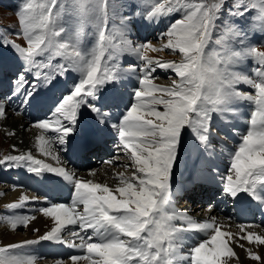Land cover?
Segmentation results:
<instances>
[{
    "label": "snow or ice",
    "instance_id": "6c2138e0",
    "mask_svg": "<svg viewBox=\"0 0 264 264\" xmlns=\"http://www.w3.org/2000/svg\"><path fill=\"white\" fill-rule=\"evenodd\" d=\"M126 7L131 6L118 0H22L15 34L26 46L0 36V47L10 46L22 60L23 71L17 74L12 93L21 104L37 95L26 74L46 84L56 76L78 74L71 91L51 110L52 117L34 124L56 134L37 138L39 152L58 165L56 143L66 150L71 138L76 141L73 149L84 152L99 143L106 130L115 129L121 151L131 162L122 166L133 169L130 176L114 174L118 184L110 187L78 178L31 152L0 159L2 167H23L36 176L52 173L73 187L70 204L51 203L39 209L53 226L38 240L0 245V264H38L41 257L25 249L41 241L79 249L82 254L69 257L71 264H239L233 245L243 248L240 241L264 245V235L249 230L251 225L241 224L233 233L222 230L215 217L197 222L176 210L171 182L185 133L210 149L214 117L227 123L246 102L251 106L248 127L229 154L222 191L229 198L246 196L264 206V0H139L135 6L139 11L134 8L124 15ZM172 14L179 18L162 34L166 38L162 47L133 42L134 18L151 25ZM89 27L92 31L86 32ZM254 33L260 35V46L252 42ZM88 36L94 37L91 46L85 44ZM165 49L181 59L164 61L148 55ZM125 55L134 58L126 67ZM248 60L252 67L240 70ZM158 68L170 70L177 79L170 86L155 83ZM137 73L138 86L130 93L133 102L125 105L121 88ZM239 85L251 91H242ZM121 105L126 111L112 122L113 110ZM81 109L91 113V119ZM6 111V101L0 100V118H6ZM30 199L40 197L24 195L21 202L6 205L13 214L0 215V223L13 231L27 228L36 217L15 213ZM65 229L72 240L64 239ZM189 232L203 238L188 244ZM246 251L252 260L262 259L251 248Z\"/></svg>",
    "mask_w": 264,
    "mask_h": 264
},
{
    "label": "bare ground",
    "instance_id": "6f19581e",
    "mask_svg": "<svg viewBox=\"0 0 264 264\" xmlns=\"http://www.w3.org/2000/svg\"><path fill=\"white\" fill-rule=\"evenodd\" d=\"M4 14L6 16L8 15L6 13H3V15ZM172 15H174V14H172ZM3 18L6 19V17H3ZM7 18H8L7 20L10 19L9 17H7ZM170 18H171V15L168 17L162 18L158 22V26H157L158 31L155 33H150V38L146 42H151L154 46L158 47L159 41L160 40L162 41V39H163L162 34L166 33L165 31L168 29L170 24L172 22H174V21L171 22ZM175 19H177V14L175 15L174 20ZM135 35L137 36L138 33L135 31V28L132 26L131 38L134 37ZM136 42L144 43L142 40H139ZM163 42L164 41H162V43ZM149 53H151L152 55ZM149 53H148V55H151V57H153L155 59L170 61L169 58L166 57L165 55H162L161 52H158V53L157 52H149ZM125 57L128 58L130 61H132L134 59V58L129 57L127 55H125ZM0 62H3L5 64V66H7L9 68H12L11 74H15L17 72L23 71V68L21 67L22 60L19 58L7 56L4 59H0ZM135 62H136V64L139 63V61H135ZM166 71H169V70H163V69L158 68L157 71L155 73H153V76L157 77L159 75L162 77H166L165 76ZM25 78L29 81V83L36 84V86H37L38 82L32 74H26ZM5 80L6 81L8 80V82H4ZM172 80H174V79L170 78L169 80H166L163 83H161L159 81H154V82L157 84H160V85L170 86ZM0 81L2 83L4 82L3 84H0V100L6 101V104H7L6 118H0V137L2 136V138L4 137L5 141H10L12 143L11 152H10L11 155L27 154V153L31 152V154L35 158L42 159L47 163L53 164V166H63L65 168H67L69 171L73 172L78 178H82L85 180H93L94 182H99V183H106L110 187H115L118 184V180L116 178H114V175H112L113 177L110 175L112 173H111V171H109L107 169L108 167H107V165H105L106 163L104 162L105 160H107V161L112 160L111 158H113V154H119V153L122 154V151L120 149H117L116 147H114L115 148L114 150L110 147L111 148L110 151H106V149L101 148V149H98L97 153H95L96 159H97L96 162L99 164H102V168H103V166H105L104 167L105 169H103L104 171L102 170L104 173H102L101 175H99L100 173L97 174L98 171H96V169L95 170L90 169L89 171H87V170L84 171V166H86V167L91 166V162H89V160H88L86 165H85V161H76V164L74 166L73 164H69L67 159H65V161L59 162V164L57 165V162L52 160L50 157L43 156L39 152V146H38L37 138L40 135H44V134L41 133L37 128L29 125L30 121H31L30 120L31 119V111L33 109V103H34L35 99L28 104H21V100L12 94L16 81H13L7 77H3L2 74H0ZM124 83H125L126 87L129 88L128 93H131L133 88L138 86V85H134V84L132 86H129V81H125ZM7 91H9L11 94L8 93ZM3 92H6L7 96L11 95V98H8V100L3 99L2 98ZM36 97L37 98H40V97L45 98L43 89H40L38 91ZM131 102H133V101H130L129 104ZM17 112H19V114H17ZM42 113H43V111L37 112L35 110L32 120H36V121H38L39 119L45 120ZM45 113H47V112H45ZM51 117L52 116H50L49 118H51ZM65 123H67V122L65 121ZM10 133H14V135L10 134ZM53 143H55V142H53ZM60 147H61V145H59L58 143L55 144V147L53 150L54 154L59 155V151H60L59 148ZM216 147L219 150H226V144L221 140H218ZM56 149H58L59 151H57ZM233 150L234 149L232 148V151ZM59 157H60V155H59ZM86 158L88 159V154H86L84 156V160H86ZM119 159H120L119 157H116V160H119ZM123 159H125V158H123ZM128 160L129 159L126 158L124 160V164L126 162H128ZM115 165L117 166V164H115ZM191 165L193 166V163H191ZM108 166H110V165H108ZM132 170L129 172H125V171L122 172L121 171V173H125L126 176H130L132 173ZM92 172H95L94 176L91 174ZM218 177H219V175L215 173L211 178H203L204 181L207 183V185L201 186V187H196L192 191L185 192L184 196L181 195V197L176 199V204L174 206L175 209L178 210L179 212L186 213L188 216H190L193 220H195L197 222L208 221L212 217H215L217 225L222 226V230H225V231H231L233 233H237L239 231V225L243 224L245 226L251 225L252 227L249 230L254 231L257 234L264 235V225H259L255 222L254 223H243V222H240L238 220H233V219H230L228 217H225L224 215L220 216L215 210H213L214 207L207 206V203L205 201H203L201 203L200 207L196 206L195 213H189L188 210L180 209L181 206L177 205V200L182 199V198H186V197H190L195 192L198 195L206 197V198L208 196H210L212 191L214 190V188L210 184L212 182H215L218 179ZM50 180L52 181L53 184L59 183L62 181L61 178L56 177V176L52 177ZM178 193H180V192L178 191ZM24 195H27L30 198L35 197L34 195H31V196L28 195L27 191L24 189L14 190L12 187H8V186L0 187V215L13 214V213L8 212V210L6 209V205H8L10 203L21 202V197ZM47 206H48L47 200H45L42 197H40V199L38 201H33L30 199L28 202H25L24 208L16 210L15 214H22L21 213L22 210H28V212L26 214H23V215L35 216L36 217L35 220L30 221L27 228H24L22 226H18V228L15 231L11 230L9 226H7L3 223H0V245H6L9 243H20V242H23L25 240H30V239L38 240L41 235H43L47 231H49L51 229V227L53 226V221L50 217H45L43 215V213L39 211L40 208L47 207ZM187 206H189V203H187ZM177 207H179V208H177ZM22 228L25 229L24 235H21V233L19 231ZM37 229H38V231H36ZM202 235L203 234H200L199 236L194 235L195 240L196 241L200 240ZM64 239L65 240H72L73 239V237L71 235H69L68 229H65V231H64ZM78 242L79 241H77V243ZM187 242L188 241L186 240V243ZM240 243L244 244L243 248L238 247L236 245H233V247H234V249L237 252L238 257H239V264H264V245L256 246L254 244H248L247 241H240ZM248 248H251L253 252L260 255L262 259L260 261L252 260L246 251ZM25 251L28 253L37 255L39 257L38 247H36L34 245L29 246L28 248L25 249ZM45 259L46 260L51 259V260L49 262L43 261ZM52 259H57V260H52ZM58 260H61V259L60 258H46L45 257V258L39 259L38 264H56V262ZM63 262H64V264H71L70 260H64ZM79 264H81V263H79ZM82 264H85V262H83Z\"/></svg>",
    "mask_w": 264,
    "mask_h": 264
},
{
    "label": "rangeland",
    "instance_id": "374dc122",
    "mask_svg": "<svg viewBox=\"0 0 264 264\" xmlns=\"http://www.w3.org/2000/svg\"><path fill=\"white\" fill-rule=\"evenodd\" d=\"M134 1H136V0H118L119 3H121V4H127V5H130ZM229 2H231V0H229ZM21 3H22V0H17V3H15V4L13 2H11V0H0V24L2 25V27H0V35L4 32V33L7 34V36L12 41H16V44H19L21 46H26V41L24 39H22L23 37H21V38L16 37L17 35L15 34L19 30L18 18H17L16 13L19 10V6L21 5ZM3 13H6L8 15L7 16L5 14L3 15ZM3 17H6V19L3 18ZM7 17H9L11 20L10 19L7 20L8 19ZM177 18H179L178 15H177ZM3 25L5 27H3ZM91 31H92V29H90V32ZM256 37L259 38L258 35ZM90 39L94 40V37L93 36H90ZM164 39H163V41H164L163 43L159 41V43H158L159 46L158 47H162V45L164 43H166V38H164ZM149 54H151V53H149ZM161 54L162 55H165L166 57H168L170 61H179L181 59V56L179 54L174 53V52H172L170 50H167V49H165L164 51H161ZM151 55H149V56H151ZM18 73L19 72L15 73V74L9 73V75L6 76V77L9 78V79H11V80H13V81H16V77H17V74ZM157 77H158V79H156L155 81H159L161 83L165 82L166 80H169L170 78L177 79V77H175L174 73H171V75L169 77H162V76H159V75ZM4 82H8V80L7 81L5 80ZM37 82L39 84V81H37ZM40 89H43L44 96H45V103L42 102V101H37L38 98L35 97V101L33 103V109L31 111V119L30 120L33 119L34 111L35 110L37 112L43 111L42 115H43V117L45 119H49V117L52 116L51 113L49 112V107H50V103H51V98L49 97V95L51 94V92H50L51 86H50V84H46L43 81V84H42V86H41ZM7 92L10 93L9 91H7ZM37 93H38V91H37ZM2 98L5 99V100H8V98H11V95H8L7 96L6 92H3ZM160 110H162V108ZM45 112H47V113H45ZM29 125L34 127V124H29ZM38 130L41 133H43L46 138H51V137L55 136L54 133H52V132H42V130H40V129H38ZM11 146H12V143L10 141H5L4 140V137L3 138H2V136L0 137V159H2L3 157H6L8 155H11V153H10L11 152ZM233 149H236V147L234 146ZM56 150L59 151L58 149H56ZM59 155H60V162L65 161V157L61 154L60 151H59ZM117 155L118 154H113V157L114 156L116 157ZM94 158H96L94 155H90L89 156V160H92ZM126 158L128 159V157H125V159ZM125 159L118 160V161L115 162V160L113 158V160H109V161H112V163H107L106 162L107 160L104 161L106 163L105 165H107V167H108L107 169L109 171H111V173H112V174H110L111 176L114 175V174H116V173H121V171L122 172H124V171L125 172H129V171L132 170L131 167H129V168L126 169V168H124L122 166V164L123 165H125V164L130 165V163H131L130 160H128V162H126L124 164V160ZM96 161H97V159H96ZM96 161L95 160H92L91 161V166H88V167L84 168V171L85 170L89 171L90 169L91 170H95L96 169V171H98L97 174L100 173L99 175H101L102 173H104L103 172L104 171L103 169H105L104 168L105 166H103V168H102V164H99ZM115 164H117V166ZM108 165H110V166H108ZM175 167H176V165H175ZM187 174H188V171L185 168H181V170L179 171V175L181 177H184ZM26 191H27V194L30 195V196L31 195H34L35 197H39V196H36L34 193H32L29 190H26ZM184 203H185V201L183 199H181L179 202H177V204H182L181 207H180V209L188 210L189 213H195L196 206H200L199 205L200 204V201H198V200H195L194 201V199H192V198H188L187 203H189V206H187V204H184ZM208 205H210V203ZM177 208H179V207H177ZM21 213L22 214H26L27 213V210H24ZM220 216H222V215H220ZM19 231H20L21 235H24V233H25V229L24 228L20 229ZM50 260L51 259H48V260L45 259L43 261L49 262ZM52 260H57V259H52ZM67 260H69V259H67Z\"/></svg>",
    "mask_w": 264,
    "mask_h": 264
}]
</instances>
